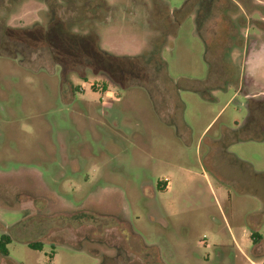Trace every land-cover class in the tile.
I'll return each mask as SVG.
<instances>
[{
	"label": "rangeland",
	"instance_id": "1",
	"mask_svg": "<svg viewBox=\"0 0 264 264\" xmlns=\"http://www.w3.org/2000/svg\"><path fill=\"white\" fill-rule=\"evenodd\" d=\"M198 1L0 0V264H264V0Z\"/></svg>",
	"mask_w": 264,
	"mask_h": 264
},
{
	"label": "trees",
	"instance_id": "2",
	"mask_svg": "<svg viewBox=\"0 0 264 264\" xmlns=\"http://www.w3.org/2000/svg\"><path fill=\"white\" fill-rule=\"evenodd\" d=\"M247 96V94H245ZM247 118L245 122L240 126L242 130H246V137L239 138V141H256L264 142V92L262 91L256 97H247L246 102ZM256 109V110H255ZM262 112V123L257 121L256 111ZM260 119V118H259ZM10 243L9 237H2L0 239V254L3 256L8 255L7 245ZM29 248L34 250H40L33 245H29Z\"/></svg>",
	"mask_w": 264,
	"mask_h": 264
},
{
	"label": "flooded vegetation",
	"instance_id": "3",
	"mask_svg": "<svg viewBox=\"0 0 264 264\" xmlns=\"http://www.w3.org/2000/svg\"><path fill=\"white\" fill-rule=\"evenodd\" d=\"M117 2L118 3H115V7L113 6V8L112 7H109L108 6V9L109 10H111V8H112V11L111 12H109V13H112L113 11H114V13L115 12H117L118 11V13L119 14H121V17H123L122 16V14H123V12L125 13L126 11H127V13H129V15H130V17L129 18H132V19H137L138 17L140 18L141 16L140 15H142L143 17H144V19H145V13L144 12H142V11H140L139 10V0H117ZM201 4H206V0H199L198 2H197V5L196 6H198V5H201ZM105 5V4H104ZM101 8H102V10L104 9V7L103 6H101ZM141 10H143V8L141 9ZM104 12H106V11H104ZM141 12V14H139ZM132 19H130V20H132ZM143 27H145V21H143ZM249 56H250V54H249ZM255 55H252V57H254ZM255 59H256V57H255ZM257 61H259V59L257 60ZM256 61V62H257ZM260 94V93H259ZM258 94V95H259ZM256 97V96H252V95H247L246 96V98L247 97ZM60 144V143H59ZM61 157H62V159H63V157H64V155L61 153ZM65 160V159H64ZM16 171H11V172H9V173H5V175L7 174V176H12V175H10V174H12V173H15ZM26 172V170H19L18 172H16V174H18L17 176H19L20 178H21V180H19L18 182H17V186H18V188L19 189H21V191L19 190V193L18 194H22V192H26L28 189H32L33 188V186H31V185H29V184H27V182H26V178L24 179L23 178V173H25ZM34 174H36V177H37V179H38V181H39V185L41 186V188L39 187V188H33V190L35 191V192H40V193H42L44 190H45V186L42 184V180H41V177H40V175H39V173H37L36 171H34ZM14 175V174H13ZM38 189L40 190V191H38ZM43 190V191H42ZM22 196H19V200H15V201H13V205L16 207V208H20L21 207V198ZM2 205H4L2 202H0V207L2 206ZM1 208H5V207H1ZM38 208H40L39 206H38ZM7 209H9V208H7ZM2 237H8V235H2V236H0V239L2 238ZM10 239V238H9ZM11 241V240H10Z\"/></svg>",
	"mask_w": 264,
	"mask_h": 264
},
{
	"label": "crops",
	"instance_id": "4",
	"mask_svg": "<svg viewBox=\"0 0 264 264\" xmlns=\"http://www.w3.org/2000/svg\"><path fill=\"white\" fill-rule=\"evenodd\" d=\"M263 59H264V58H263ZM263 59H261L260 61H262ZM260 61H259V62H260ZM257 64H258V62H257ZM263 92H264V91H263ZM245 96H246V95H245ZM256 96H258V95H256ZM249 263H250V264H255V263L252 262V261H249Z\"/></svg>",
	"mask_w": 264,
	"mask_h": 264
},
{
	"label": "built area",
	"instance_id": "5",
	"mask_svg": "<svg viewBox=\"0 0 264 264\" xmlns=\"http://www.w3.org/2000/svg\"><path fill=\"white\" fill-rule=\"evenodd\" d=\"M165 182H168V181L165 180Z\"/></svg>",
	"mask_w": 264,
	"mask_h": 264
}]
</instances>
